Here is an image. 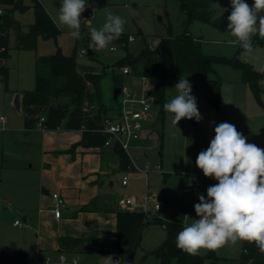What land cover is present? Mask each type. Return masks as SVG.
Wrapping results in <instances>:
<instances>
[{"label":"rangeland","instance_id":"rangeland-1","mask_svg":"<svg viewBox=\"0 0 264 264\" xmlns=\"http://www.w3.org/2000/svg\"><path fill=\"white\" fill-rule=\"evenodd\" d=\"M39 2L53 21L52 18L58 14L60 0H39ZM227 2L228 0H217L213 4L216 19H220L224 14ZM86 3V10L81 14L80 39L73 38L67 28H57L60 31L57 45L54 41H46L41 37L36 52L11 51L8 67H11L13 81L20 80L24 83V87L33 89L35 87L36 59L39 56L41 58L57 54L58 46L65 56H71L75 51L77 52V67L81 72L98 71L105 75L102 80L103 100L107 104H112L113 86H115L114 75L122 72L119 68L115 69V73L112 72L115 64L128 56L139 57L141 50L146 46L157 48L163 38L181 37L188 31L191 37L201 43L199 49L203 56L218 60L233 61L237 55L240 57L242 51L238 44L229 43L235 38L227 30H219L211 25L194 22L186 31L185 17L180 10L178 0H86ZM25 4L31 6V0H26ZM108 13L119 15L126 21L122 35L135 38V42L124 45L119 40H114L105 49L97 48L91 40L87 20H91L92 26L99 29L106 22ZM14 17L24 26L25 31L36 22L33 8L23 14L17 12ZM256 35L252 37L253 43ZM111 47H115L116 51L111 52ZM83 50L86 52L91 50L94 56H82ZM239 61L241 64L252 67L255 72L263 74L264 45L254 44V51L240 57ZM213 68L215 72L209 78L218 79L222 83L219 105L214 106L210 100H207L205 90L193 78L182 76L189 79L192 85L191 95L196 97L197 107L202 116V119L197 122L198 128L195 129L191 120L187 118L182 119L175 126L169 119L171 114L164 111V121L163 123L161 121L160 127L157 128L160 132L159 134L157 132V135H152L151 138V142L158 144L159 149L149 151V159L143 160L142 157H136L141 162L148 161L164 166L163 173L151 177L148 182L149 190L156 195L160 202L164 203L162 212L159 214L164 219L172 218L182 205L199 203L198 195L202 194L207 199L208 187L218 183L214 178L205 177L202 170L196 165L198 154L202 150H206L214 138L215 126L223 122L233 124L237 131L247 138L248 143L264 149V93L261 105L251 89L243 83L244 76L240 69L222 62H218ZM180 78L168 81L165 102L170 101L177 94L174 86ZM122 80L123 83L127 81V86L130 88L136 90L142 88L138 78L126 77L122 74ZM261 88L264 92V81ZM3 90L2 86L0 89V113L4 112ZM82 107L85 109L86 116H92L96 111L87 104ZM106 108L111 110L113 106ZM108 115L111 116V114ZM1 142L2 134H0V149ZM160 153L162 154L161 158L159 157ZM145 185L146 181L144 180L132 183L124 194L140 198L146 193ZM136 186L139 191L135 189ZM0 214L2 219L9 216V213L0 212ZM15 216L20 219L19 216ZM195 218L183 217L178 218V221L187 224ZM2 231L3 229L0 228V238H3ZM22 232H27V235L29 233L26 230ZM30 235L32 237L28 235L27 240L30 241L28 245L33 247V240L37 239H35V234L31 233ZM166 236V231L160 225H152L147 229L143 234L141 246L135 254L133 264H160L153 255H150V252L164 245ZM243 248V241L226 244L214 250L215 259H207L204 264H240ZM210 251L201 249L200 256L208 257ZM71 257L73 256H67L68 259ZM76 259L82 263L84 258L77 256ZM48 260L51 263L57 262L52 258L46 259V261ZM29 264H37V262L32 263L29 259ZM88 264H105V261L104 258H99L88 262Z\"/></svg>","mask_w":264,"mask_h":264},{"label":"crops","instance_id":"crops-1","mask_svg":"<svg viewBox=\"0 0 264 264\" xmlns=\"http://www.w3.org/2000/svg\"><path fill=\"white\" fill-rule=\"evenodd\" d=\"M10 54L8 60H1V65L8 67ZM113 69L115 73L116 68ZM78 71L82 75H101L98 71ZM122 72L115 74L114 80L122 78ZM23 84L20 80L13 81L10 69L8 91L3 87L4 112L0 113L6 118L5 124L0 123V212L9 213L7 218L0 216L3 229L0 253L23 252L27 264L29 259L42 264L48 258L58 261L60 256H73L71 259L75 260L77 256L83 257V262L77 260L78 263L88 264L94 259L115 256L117 215L122 212L118 200L132 183L140 180L134 179L122 188L120 161L115 153L102 147L80 145L87 133L83 107L73 106L68 98L50 106L25 105L23 94L35 89L36 74L33 89ZM16 99L19 109L15 106ZM103 103L106 107L113 106L111 115L116 111L113 99L112 104L104 100ZM155 111L159 115L158 109ZM42 118L45 123L39 128ZM160 125L161 119L157 128ZM136 157L146 160L149 154L136 152ZM138 163L143 162L138 160ZM135 189L139 191L137 186ZM53 194H61L67 204L60 220L52 213ZM20 220V226H16L15 222ZM24 230L29 236L35 234L33 247L28 245L29 236Z\"/></svg>","mask_w":264,"mask_h":264},{"label":"trees","instance_id":"trees-1","mask_svg":"<svg viewBox=\"0 0 264 264\" xmlns=\"http://www.w3.org/2000/svg\"><path fill=\"white\" fill-rule=\"evenodd\" d=\"M180 10L185 17L186 31L194 22L211 25L219 30H227L231 7L228 0L224 14L216 19L213 4L217 0H178ZM26 0H0L4 14L0 16V60H8L11 51H37L39 38L54 41L57 45L60 31L53 23L39 0H31L32 5L26 6ZM250 6L254 0H245ZM33 8L36 22L25 31L24 26L15 19L17 12L26 13ZM128 36L121 35L117 40L127 44ZM198 40L187 33L181 37H167L160 40L157 48L144 47L139 57H125L115 64V68H131L134 78H146L150 84L152 96L156 100L159 118L164 121L163 105L166 101L167 83L181 76H190L200 84L205 94L214 106H218L222 91L220 80L209 78L218 62L231 64L243 73V83L253 92L259 104L262 103V83L264 73H258L252 67L241 64L239 55L233 61L205 57L199 49ZM254 44L264 45V38L256 35ZM126 47V46H124ZM57 54L41 57L37 60L36 87L24 92V104L28 106H50L62 98H68L73 106L82 107L84 104L95 107L92 116H84L87 129L81 146L86 148L102 147L105 137L100 133L103 121L110 116L114 109H107L103 103L101 82L105 75H82L77 69V52L65 56L57 46ZM10 69L0 64V86L8 91ZM59 83L65 84L59 89ZM121 77L115 78V88L123 87ZM117 102H115L116 104ZM108 115V116H107ZM120 161V172L129 169L130 161L125 152L114 151ZM193 203L182 205L175 215L169 219L158 217L149 218L142 213L120 212L117 215L118 224L114 234L115 256L121 264H133L136 252L141 246L144 232L152 225H160L166 231L164 245L150 252L160 264H204L207 259H215L214 250L208 257L190 255L176 246L177 234L183 229L184 223L178 218L196 217ZM86 210H88L86 208ZM243 254L240 264H264V254L254 243L243 241ZM0 264H27L26 254L18 251L0 253Z\"/></svg>","mask_w":264,"mask_h":264},{"label":"clouds","instance_id":"clouds-1","mask_svg":"<svg viewBox=\"0 0 264 264\" xmlns=\"http://www.w3.org/2000/svg\"><path fill=\"white\" fill-rule=\"evenodd\" d=\"M86 7V0H60L53 23L80 39L81 14ZM230 7L227 31L235 39L229 43L238 44L243 57L254 51V35L264 38V0H254L251 6L245 0H230ZM87 21L91 40L98 49H105L119 39L126 23L113 13L107 14L106 22L99 29L92 26L91 20ZM174 88L177 94L163 105L164 111L171 114L172 124L176 126L184 118L199 122L202 116L196 97L191 95L189 79L181 76ZM214 132L209 147L198 154L196 165L205 177L214 178L218 183L208 187L207 199L198 195L199 203L194 205L196 218L177 234L176 246L195 256L201 249L216 250L226 244L246 241L254 243L264 254V149L248 143L228 122L215 126ZM104 261L119 264L111 255Z\"/></svg>","mask_w":264,"mask_h":264},{"label":"built area","instance_id":"built-area-1","mask_svg":"<svg viewBox=\"0 0 264 264\" xmlns=\"http://www.w3.org/2000/svg\"><path fill=\"white\" fill-rule=\"evenodd\" d=\"M0 4V9H3ZM4 14V10H3ZM2 14V15H3ZM0 15V16H2ZM127 43L135 42V38L129 37ZM111 52L116 51L115 47H111ZM82 56L88 54V51H82ZM1 62V60H0ZM124 76L131 78L133 76L130 67L122 69ZM141 82V89L136 90L127 85L121 87L122 92L116 103V111L111 117L103 121L100 133L105 137L103 148L107 150L122 151L130 161V167L125 172L120 173L122 188L130 185L134 179L146 181V193L140 198L133 195L121 196L118 205L122 212L142 213L149 218H162L161 214L164 203L160 202L156 195L149 190V179L154 174H162L163 169L160 164H153L148 161L142 164L138 163L136 152L147 154L149 151L159 149L158 144L151 142L152 135L156 134L159 116L156 113V100L148 93L151 87L146 78H138ZM92 110L95 107H90ZM0 123L5 124L6 118L0 116ZM45 119H40L39 128H43ZM213 124V122H212ZM52 213L56 220H60L67 204L61 194H53ZM159 205V206H158ZM20 221H16L15 225L20 226ZM45 264H79L77 260L68 259L67 256H60L56 263L48 260Z\"/></svg>","mask_w":264,"mask_h":264},{"label":"water","instance_id":"water-1","mask_svg":"<svg viewBox=\"0 0 264 264\" xmlns=\"http://www.w3.org/2000/svg\"><path fill=\"white\" fill-rule=\"evenodd\" d=\"M88 55H92V52L89 51V52H88ZM64 85H65V84H63V83H59L58 88L61 89V88H63ZM121 92H122V89H121L120 87L115 88V89L113 90V100H114V102H117L118 98H119L120 95H121ZM151 95H152V93L149 92V93H148V96H151ZM207 100H209L208 97H207ZM15 106H16L17 109H19V99H16V101H15ZM190 122H191V124L195 127V129L198 128V127H197V121H196V120H191ZM112 258H113V261H114V262H116V261H119V262H120V258H118L117 256H112Z\"/></svg>","mask_w":264,"mask_h":264}]
</instances>
